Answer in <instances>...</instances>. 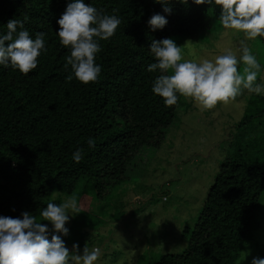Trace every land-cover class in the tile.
Returning a JSON list of instances; mask_svg holds the SVG:
<instances>
[{
  "label": "trees",
  "instance_id": "1",
  "mask_svg": "<svg viewBox=\"0 0 264 264\" xmlns=\"http://www.w3.org/2000/svg\"><path fill=\"white\" fill-rule=\"evenodd\" d=\"M70 2L0 0V32L6 31L8 19L27 17L24 26L30 36L46 33V51L36 68L22 73L0 66V216L19 217L27 211L39 220L40 210L56 192L69 197L81 187L80 206L82 196L103 200L132 176L144 178L151 164L137 171L144 162H136L137 156L146 150L149 160L155 158L184 102L178 96L176 104L166 105L152 93L160 73L147 71L155 62L148 46L166 37L202 43L220 25L218 5L193 0H168L166 5L155 0H85L121 19L115 34L100 41L98 79L85 84L68 79L70 50L56 34V21ZM164 7L171 11L165 13ZM154 13L166 16L163 29L148 26ZM256 39L264 47V38ZM198 58V52L191 57ZM260 65L264 73V56ZM234 100H243L245 108L225 131L222 162L196 219L185 225L186 247L151 264H237L254 237L264 197V95L244 93ZM89 138L94 147L88 146ZM77 148L83 153L79 163L71 158ZM260 240L258 258H264V234Z\"/></svg>",
  "mask_w": 264,
  "mask_h": 264
},
{
  "label": "clouds",
  "instance_id": "2",
  "mask_svg": "<svg viewBox=\"0 0 264 264\" xmlns=\"http://www.w3.org/2000/svg\"><path fill=\"white\" fill-rule=\"evenodd\" d=\"M166 5L168 0H155ZM195 4L218 5L220 25L226 30L243 33L249 39L264 38V0H193ZM163 11L169 13L170 8ZM24 20L8 19L6 31L0 32V66L12 67L22 73L36 68L41 52L46 51V33L30 36ZM167 18L154 13L147 21L152 31L163 29ZM59 43L70 50L66 63L71 68L68 79L81 83L94 82L101 73V65L95 62L101 51L100 41L112 37L121 19L105 14L85 0H71L56 21ZM155 62L147 65L148 72H159L153 80L151 91L163 99L164 104L174 105L178 96L192 98L204 108L211 109L218 102L227 103L241 94L242 89L256 95H264V83L257 82L261 65L251 49L240 43L237 57L231 48H226L214 59H185L181 46L166 37L153 39L148 46ZM238 63H243V72H238ZM171 69V74L168 70ZM89 147L94 140L89 138ZM73 162L83 159L81 149L71 154ZM59 192H56L58 194ZM56 200L54 194L51 201ZM81 209L75 195L62 203L48 202L39 212L40 219L24 211L19 217L0 216V264H96L101 252L85 243L82 252L73 244L70 251L62 237L69 229L66 223L79 214ZM48 221L42 224L39 221ZM247 253H243V257ZM239 264V262H238ZM250 264H264V258L253 257Z\"/></svg>",
  "mask_w": 264,
  "mask_h": 264
},
{
  "label": "rangeland",
  "instance_id": "3",
  "mask_svg": "<svg viewBox=\"0 0 264 264\" xmlns=\"http://www.w3.org/2000/svg\"><path fill=\"white\" fill-rule=\"evenodd\" d=\"M175 42L181 51L183 43L187 47L188 52L182 54L185 59H191L195 52L200 59H214L226 48H231L239 57L241 42L251 49L259 63L264 56V47L256 38L249 40L243 33L226 30L221 25L206 33L202 43ZM243 68V63H238V72L242 73ZM257 82L264 83L262 71L258 72ZM244 93L252 94L242 89L241 94ZM185 98L155 158L149 160L146 150L137 156L136 162L144 160L137 171H141L143 164H151L143 172L144 178L132 176L103 200H96L92 194L82 196L80 219L70 218L65 225L68 234L62 237L70 251L77 244L80 253L87 243L90 249H100L96 264H151L162 254L178 253L186 247L185 225H191L200 211L226 150L225 131L241 118L245 102L231 99L207 109L193 99L187 103ZM81 191L78 187L73 195L79 198ZM55 195L56 200L51 198L50 202L62 203L73 196ZM260 206L257 230L243 249L239 264H250L253 257L258 258L261 245L258 239L264 234V197ZM39 222L51 228L48 221ZM243 253L247 255L243 257Z\"/></svg>",
  "mask_w": 264,
  "mask_h": 264
}]
</instances>
